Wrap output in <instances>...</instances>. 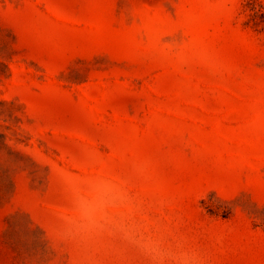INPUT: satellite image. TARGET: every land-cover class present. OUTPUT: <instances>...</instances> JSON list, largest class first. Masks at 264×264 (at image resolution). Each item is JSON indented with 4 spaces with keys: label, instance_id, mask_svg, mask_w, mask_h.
<instances>
[{
    "label": "rangeland",
    "instance_id": "rangeland-1",
    "mask_svg": "<svg viewBox=\"0 0 264 264\" xmlns=\"http://www.w3.org/2000/svg\"><path fill=\"white\" fill-rule=\"evenodd\" d=\"M96 177L186 264H264V0H0V264H157L70 229Z\"/></svg>",
    "mask_w": 264,
    "mask_h": 264
},
{
    "label": "clouds",
    "instance_id": "clouds-1",
    "mask_svg": "<svg viewBox=\"0 0 264 264\" xmlns=\"http://www.w3.org/2000/svg\"><path fill=\"white\" fill-rule=\"evenodd\" d=\"M125 202V194L111 180L104 177L88 179L83 182V187L74 189V214L68 220L69 227L84 238L117 232L124 240L141 248L157 264L169 259L175 264H186V254L165 249L159 240L143 235L135 225L113 214L112 210Z\"/></svg>",
    "mask_w": 264,
    "mask_h": 264
}]
</instances>
